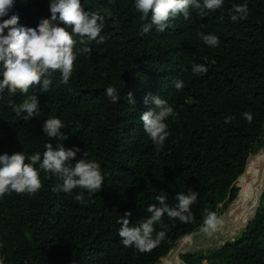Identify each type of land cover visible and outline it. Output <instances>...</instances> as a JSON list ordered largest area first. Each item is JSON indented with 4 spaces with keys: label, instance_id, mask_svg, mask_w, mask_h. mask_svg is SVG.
Returning <instances> with one entry per match:
<instances>
[{
    "label": "trees",
    "instance_id": "obj_1",
    "mask_svg": "<svg viewBox=\"0 0 264 264\" xmlns=\"http://www.w3.org/2000/svg\"><path fill=\"white\" fill-rule=\"evenodd\" d=\"M81 3L104 17L105 42L87 44L92 51L78 54L67 84L57 71L47 92L34 86L27 94L11 95L6 89L0 94V155L39 152L42 159L46 143L54 149L78 147L76 159L97 162L104 185L93 195L79 188L65 193L59 190L61 177L37 164L38 192L0 198L4 264H160L183 238L200 231L206 209L219 215L231 203L226 220L242 231L220 245L180 255V261L264 264V157L254 161L264 155V0H224L204 17L190 9L188 20L179 15L164 32L153 25L147 34L142 27L151 17L140 19L135 0ZM245 3L247 19L233 22V6ZM49 5L50 0H15L9 17L18 14L20 24L36 27L50 19ZM200 34L216 35L219 45H206ZM193 64L208 72L193 73ZM178 80L181 90L174 86ZM109 86L119 95L115 103L106 95ZM149 93L166 99L175 113L166 120L170 134L159 150L140 120L155 107L144 103ZM33 94L38 112L24 120L27 114L17 115L13 107ZM244 112L252 114L251 123ZM226 116L235 119L226 124ZM49 118L62 121L66 139L43 133ZM251 187L250 198L232 206ZM189 189L199 193L191 223L165 214L166 237L154 250L140 253L123 245L119 221L125 212L136 224L150 215L146 210L158 203V195L165 194L175 206L176 195ZM81 192L85 199L78 201Z\"/></svg>",
    "mask_w": 264,
    "mask_h": 264
},
{
    "label": "clouds",
    "instance_id": "obj_2",
    "mask_svg": "<svg viewBox=\"0 0 264 264\" xmlns=\"http://www.w3.org/2000/svg\"><path fill=\"white\" fill-rule=\"evenodd\" d=\"M224 0H135V10L140 13L142 21L151 17L150 23H145L142 31L147 34L153 25L159 32L171 27V21L179 15L185 20L190 18V9L198 10L201 17L208 12L216 11L223 6ZM15 6V0H0V94L5 89L11 95L17 92L27 94L34 86H40L42 92H47L52 84V73L59 71L63 83L67 84L74 70V63L79 53H91L87 46L90 42L104 43V17L97 12L86 11L81 0H50V19H41L36 27H27L20 24L18 14L9 13ZM231 20L237 22L247 19L249 9L247 4L235 5L232 8ZM4 17H9L3 19ZM71 29L69 31L68 29ZM204 43L210 47H217L219 39L213 34H200ZM83 47L77 48V45ZM195 74H206L207 67L202 64H193ZM175 88L181 90L183 81H176ZM106 95L115 103L119 95L115 87L109 86ZM128 101L134 104L132 93L129 92ZM145 105L155 107L144 111L140 120L144 131L157 146V150L165 143L169 136L166 120L174 116V109L167 100L159 95L149 93L144 98ZM39 109L38 96H28L23 103L15 105L13 110L17 115L26 113L24 120L33 117ZM244 118L251 123L253 116L250 112L243 113ZM235 117L226 116L225 123H231ZM65 125L59 118L45 120L42 130L49 138L66 139L60 133ZM46 151L26 156L23 152L0 155V198L15 192L17 194H35L42 187L39 168L57 174L63 180L59 190L71 193L74 189L87 190L89 195L101 191L104 185V174L97 162L86 158L76 159L81 150L78 147L65 149L63 145L53 148L46 143ZM84 157L86 153L84 152ZM75 161L74 164L69 162ZM199 193L191 189L187 193H179L175 199L177 204L170 206L165 194L156 197L157 204L148 206L146 212L150 215L133 224L129 217L131 212H125L119 221V237L125 247H135L140 253H149L158 247L166 237L167 225L163 223L165 214L170 220L178 219L182 223H191L193 213L191 206L196 203ZM83 201V192L75 196ZM223 219L214 211L205 210L201 232L211 236L223 226ZM159 225L160 231H157ZM6 257H0V264H4ZM206 264V262H205Z\"/></svg>",
    "mask_w": 264,
    "mask_h": 264
},
{
    "label": "rangeland",
    "instance_id": "obj_3",
    "mask_svg": "<svg viewBox=\"0 0 264 264\" xmlns=\"http://www.w3.org/2000/svg\"><path fill=\"white\" fill-rule=\"evenodd\" d=\"M263 158L262 155H259L255 158V162H258ZM247 197L244 199H241L234 203V205H240L244 202H246ZM226 214L227 210H224V212L219 213L218 216H220L224 223L222 228L216 232L215 234L208 236L200 231H198L195 235H190L185 238H183L175 247V249L165 258L163 259L160 264H182L180 261V255L186 254L189 251L197 250L200 248H205L207 246L212 245H220L224 241L228 239L235 238L242 230L236 229L232 227V225L228 222H226Z\"/></svg>",
    "mask_w": 264,
    "mask_h": 264
},
{
    "label": "bare ground",
    "instance_id": "obj_4",
    "mask_svg": "<svg viewBox=\"0 0 264 264\" xmlns=\"http://www.w3.org/2000/svg\"><path fill=\"white\" fill-rule=\"evenodd\" d=\"M263 157H264V155H263ZM251 195H252V187L250 188V192H249V194H248L246 200H248V199L250 198ZM225 221L228 222L227 220H225ZM228 223H229V222H228ZM230 224H231V223H230Z\"/></svg>",
    "mask_w": 264,
    "mask_h": 264
},
{
    "label": "water",
    "instance_id": "obj_5",
    "mask_svg": "<svg viewBox=\"0 0 264 264\" xmlns=\"http://www.w3.org/2000/svg\"><path fill=\"white\" fill-rule=\"evenodd\" d=\"M245 172H246V174H248V168H247V166H246ZM231 204L228 206V208L231 206ZM228 208L226 210H228Z\"/></svg>",
    "mask_w": 264,
    "mask_h": 264
}]
</instances>
